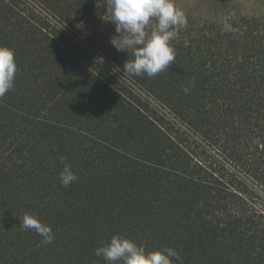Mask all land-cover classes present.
Returning a JSON list of instances; mask_svg holds the SVG:
<instances>
[{
    "label": "trees",
    "instance_id": "16d2710c",
    "mask_svg": "<svg viewBox=\"0 0 264 264\" xmlns=\"http://www.w3.org/2000/svg\"><path fill=\"white\" fill-rule=\"evenodd\" d=\"M104 5L0 0L17 64L0 98V264H106L93 250L114 234L182 264H264V18L187 19L150 78L122 70Z\"/></svg>",
    "mask_w": 264,
    "mask_h": 264
},
{
    "label": "clouds",
    "instance_id": "9594fccd",
    "mask_svg": "<svg viewBox=\"0 0 264 264\" xmlns=\"http://www.w3.org/2000/svg\"><path fill=\"white\" fill-rule=\"evenodd\" d=\"M105 10L118 35L110 38V44L118 52L128 53L122 70L130 75L150 78L169 69L175 62V49L171 41L181 27L187 26V16L177 6L176 0H105ZM223 31L232 33L236 29L225 22ZM15 54L7 46L0 45V98L14 87L17 64ZM185 93L188 92L184 88ZM63 164V158H61ZM71 166L64 164L59 181L68 187L77 181ZM23 230L35 232L42 238L41 243L50 245L55 237L50 225L39 217L25 213L18 218ZM106 264H174L182 257L171 248L146 250L143 245L119 234L110 236L94 250Z\"/></svg>",
    "mask_w": 264,
    "mask_h": 264
},
{
    "label": "rangeland",
    "instance_id": "374dc122",
    "mask_svg": "<svg viewBox=\"0 0 264 264\" xmlns=\"http://www.w3.org/2000/svg\"><path fill=\"white\" fill-rule=\"evenodd\" d=\"M187 19L222 23L241 17L264 18V0H176Z\"/></svg>",
    "mask_w": 264,
    "mask_h": 264
}]
</instances>
